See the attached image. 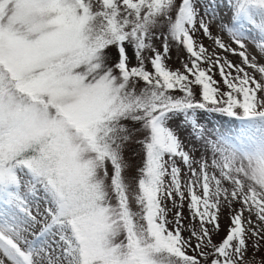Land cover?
Instances as JSON below:
<instances>
[{"label":"snow or ice","instance_id":"1","mask_svg":"<svg viewBox=\"0 0 264 264\" xmlns=\"http://www.w3.org/2000/svg\"><path fill=\"white\" fill-rule=\"evenodd\" d=\"M0 264H264V0H0Z\"/></svg>","mask_w":264,"mask_h":264},{"label":"rangeland","instance_id":"2","mask_svg":"<svg viewBox=\"0 0 264 264\" xmlns=\"http://www.w3.org/2000/svg\"><path fill=\"white\" fill-rule=\"evenodd\" d=\"M221 15H223V11H221ZM224 22L225 23H228L229 22V17L227 15L224 16ZM212 32L214 34H217L219 33L222 38L224 39V41L227 43V42H231V38L230 36L227 34V32H220V30L217 28V26L215 24H213L212 26ZM200 39L203 40L204 44L207 46L209 45V41L204 38V37H199ZM247 47L250 49V50H254V44L251 42V41H245ZM157 47H160V42L157 41ZM233 47H236L235 44H233ZM129 54H131V52H129ZM185 53L183 52V50L177 52V50L175 48L172 49V52H171V57L172 59L168 61V65L171 67V68H177L180 66V61H179V58H182L184 57ZM230 59H236L235 57H229ZM216 79H219V75L217 74L216 76ZM208 119L211 121V124L216 126L217 129L219 130H222V131H225V132H228L229 134H232V135H235L236 134V131L239 127L238 124H231V123H225L223 125V127L221 128V125H220V121L218 120H212L211 117H208ZM187 137V131L185 132H182L181 133V139H186ZM139 150V145L136 144L135 142L133 143H130L129 146H128V149L125 153L126 157L129 158L130 160L133 161V163H139V160H140V157L139 156H136L135 153H137ZM228 218L227 216H225L222 220H221V227H222V230L220 232V235L219 236H216L214 237V240L215 241H219L224 235H226V226L228 224ZM185 235H187V233H185Z\"/></svg>","mask_w":264,"mask_h":264}]
</instances>
